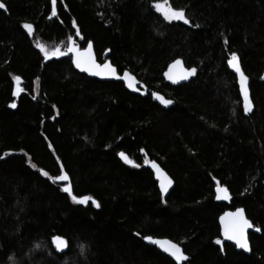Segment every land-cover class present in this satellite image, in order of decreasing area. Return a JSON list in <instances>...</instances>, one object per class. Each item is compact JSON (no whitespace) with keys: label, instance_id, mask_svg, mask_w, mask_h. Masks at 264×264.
Masks as SVG:
<instances>
[{"label":"trees","instance_id":"obj_1","mask_svg":"<svg viewBox=\"0 0 264 264\" xmlns=\"http://www.w3.org/2000/svg\"><path fill=\"white\" fill-rule=\"evenodd\" d=\"M154 2L162 0H57L51 17L50 0H0V264H175L145 236L178 243L182 264H264V0H166L188 24L165 21ZM69 36L92 42L98 61L108 49L142 93L87 76L67 54L44 60L36 47L66 51ZM232 52L249 81L247 114ZM176 58L196 71L170 85L163 72ZM152 92L173 103L159 106ZM146 160L174 181L163 198ZM61 168L73 194L99 207L73 203L64 182L40 174ZM216 180L230 204L215 201ZM236 207L261 228L248 234L249 254L214 242L219 215Z\"/></svg>","mask_w":264,"mask_h":264},{"label":"snow or ice","instance_id":"obj_2","mask_svg":"<svg viewBox=\"0 0 264 264\" xmlns=\"http://www.w3.org/2000/svg\"><path fill=\"white\" fill-rule=\"evenodd\" d=\"M59 2L62 4L63 0H59ZM51 3L53 5L52 11H51V17H55L57 15V9L56 4L57 0H51ZM6 5L4 3H0V9H5ZM153 7L157 12L162 13L163 18L165 21H182L184 24H188L189 20L186 18L185 12L183 9H174L173 7L167 5L166 0H162V2H154ZM50 17V18H51ZM22 27L28 31L29 35L32 34L33 26L30 23H24ZM73 27H76L75 22H73ZM77 35H79V32H77ZM68 48L67 52L72 54V63L73 65L84 72H89L92 75H101V74H107L114 77H117L118 79L124 80L127 83V86L132 88L133 84L131 83L132 77L130 74L125 71L122 76H117L116 69H114L110 64L105 62L104 64H97L96 61L93 59L92 56V42H89L88 47L83 49L81 51L79 48H76L73 46L72 37H68ZM36 47L39 49V51L43 54L44 60H48L50 56H62L66 55V53L60 52L58 49L55 51H52L51 53L47 51L44 46L37 44ZM106 52L109 51L108 49L105 50ZM175 64H180V60H176L174 62ZM227 65L229 68L233 69L235 73L238 76V83L240 87V93L241 97L244 102V112L247 114L252 109V103L249 99L248 94V84H247V77L244 75V73L241 71L240 64L238 62L237 54L235 52H232L230 54V57L227 60ZM171 67V65L169 66ZM195 68L187 69L186 73L183 74L180 79L186 80L189 76L193 75L195 73ZM164 76L172 81V83H176V79L171 77L168 72L164 73ZM264 79V76L261 77ZM12 79L15 82L20 81V76H13ZM22 91V89H21ZM12 95L15 97L18 95V91L16 89H13ZM152 96L154 99L158 100L160 104L167 106L172 104L173 102L171 100L163 98L161 95H159L156 92L152 93ZM35 99V97H33ZM9 107L15 108L16 104L15 102L9 104ZM51 148V145H49ZM143 151V149H141ZM120 158L124 161L125 164L132 165L133 167H136L137 165L133 164V161L128 159V157L125 155L124 152L118 153ZM33 168H35V165H32ZM152 169L156 171L157 179H159L160 169L157 166L155 162L151 163ZM42 176L47 177L49 180H51L53 183H56L57 181H68L69 176L65 173L63 168H61L60 174L52 177L49 176V174L46 171L41 170L40 173ZM171 184V181H168L167 184L164 182L160 183V192L161 196L163 198V194L167 191V185ZM62 192L67 193L68 196L71 198V201L75 204H86L87 202L91 201V204L94 207H99V204L96 202V200L92 199L90 196H84V197H78L73 194L71 187L68 184H64V186L60 189ZM216 200H223L228 198V190L223 187H217L216 188ZM225 218H228V223L225 224ZM221 224L223 225L222 229V235L223 237L228 241H233L236 248L243 249V251L248 252L250 250L249 248V240L246 237V230L253 228V224L250 223V221L245 217L244 212L242 209L237 208L234 212H227L224 214V216L220 217ZM256 232H260L261 228L256 227ZM54 244L56 245L57 251H62L63 247H66V241L60 237V236H53L52 237ZM144 239L146 241H149L152 244L161 245V242L159 240L152 239L151 237L145 236ZM216 244H220L221 241L219 239L214 241ZM164 244H167V246H163L162 250L167 253L169 256L173 257L179 264V262L187 260L188 257H186L182 251L181 248L175 244L170 243L168 241H165ZM86 245L81 244V254H83L85 250ZM223 251V249H221Z\"/></svg>","mask_w":264,"mask_h":264},{"label":"water","instance_id":"obj_3","mask_svg":"<svg viewBox=\"0 0 264 264\" xmlns=\"http://www.w3.org/2000/svg\"><path fill=\"white\" fill-rule=\"evenodd\" d=\"M50 3H51V0H50ZM51 8H53V5H52V3H51ZM88 44H89V42L83 47V48H79L81 51H83V49H85V48H87L88 47ZM74 47H76V48H78L76 45H73ZM68 48V47H67ZM67 48H66V53H67V55H69L70 56V58H71V61H72V54L71 53H68L67 52ZM108 55V51L107 52H105V56H107ZM92 56H93V59L96 61V63L97 64H104L105 62H107L108 64H110L114 69H116V67L114 66V65H112L111 63H110V61L108 60V59H105L103 62H98L97 60H96V56H95V53H94V50H93V46H92ZM176 60H180L181 61V63L180 64H175L174 62L176 61ZM238 62H239V60H238ZM73 64V63H72ZM240 64V63H239ZM171 65V67H169ZM74 66V65H73ZM228 66V65H227ZM75 67V66H74ZM241 67V66H240ZM229 68V67H228ZM75 69L76 70H78V71H80V72H82V73H84V74H86L87 76H90V77H93V78H98V79H100V80H114V81H120V82H122L123 83V85H124V87H125V89L128 91V92H130V93H132V94H137V95H139V94H141L142 93V90H143V85H142V83H140V81L133 75V74H131L129 71H127V70H125V71H127L129 74H130V76L132 77V80H131V83L133 84V87L132 88H130V87H128L127 86V83L128 82H126V81H124V80H121V79H118L117 77H114V76H111V75H107V74H101V75H92L91 73H89V72H84V71H81L80 69H78V68H76L75 67ZM187 67L184 65V63H183V61L181 60V59H178V58H176V59H174L173 61H171L168 65H167V67H166V69L164 70V72H163V79H164V82L165 83H167V84H170V85H178V84H182V83H185V82H187L189 79H190V77L191 76H189L188 77V79H186V80H182V79H180V77L183 75V74H185L186 73V71H187ZM229 70H230V72H232L234 75H235V77H236V80H237V86H238V92H239V96H240V99H241V104H242V108H243V112H244V102H243V99H242V97H241V93H240V87H239V83H238V76H237V74L235 73V71L233 70V69H231V68H229ZM125 71H123V72H121V73H118V71H117V69H116V72H117V76H122L123 75V73L125 72ZM241 71H242V69H241ZM165 72H168L169 73V75L171 76V77H173L174 79H176V83H172V81L170 80V79H168V78H166L165 76H164V73ZM243 72V71H242ZM244 73V72H243ZM245 75V74H244ZM246 76V75H245ZM262 76H264V71H263V73L261 74V76L259 77V80H264V79H262L261 77ZM247 77V76H246ZM249 83V81H248V78H247V84ZM16 90L18 91V94L21 92L20 91V87H16ZM153 93V92H152ZM152 93H151V98H152V101H154L155 103H157L159 106H161V107H168L169 105H167V106H164V105H162V104H160V102L158 101V100H156V99H154L153 98V96H152ZM156 93H158L159 95H161L163 98H165V99H167L164 95H162L161 93H159V92H156ZM248 94H249V99H250V101H251V96H250V92H249V86H248ZM169 100V99H168ZM251 103H252V101H251ZM252 109H253V104H252ZM251 109V110H252ZM250 112V111H249ZM248 112V113H249ZM245 113V112H244ZM120 152H122V151H119L118 153H120ZM118 153H117V156H118V158L124 163V161L120 158V156L118 155ZM126 155V154H125ZM127 156V155H126ZM128 157V156H127ZM129 159V158H128ZM152 162H155L156 164H157V166L159 167V169H160V175H159V179H157V173H156V171L154 170V169H152V167H151V163ZM127 165H129V164H127ZM143 167H146V168H149L150 169V171L152 172V175H153V180L156 182V185H157V188H158V191L160 192V183L161 182H164V183H166L167 184V182L168 181H171V184H168L167 185V191L163 194V196H166L167 194H168V192L170 191V189L173 187V185H174V181L172 180V178L168 175V173L158 164V162H156L155 160H146V161H144L143 162ZM57 182H64V184H68L70 187H71V185H70V183H69V180L68 181H57ZM64 186V185H63ZM223 187V188H226L227 189V187L225 186V185H223V184H220V182L219 181H217L216 180V182H215V187H214V199H215V196H216V188L217 187ZM228 190V189H227ZM228 193H229V195H228V198L227 199H223V200H216L215 199V201L216 202H218V203H225V204H230V201H231V198H232V196H231V194H230V192L228 191ZM160 194H161V192H160ZM80 197H84V196H80ZM93 199V198H92ZM95 200V199H94ZM89 202H91V201H89ZM237 208H240V209H242L243 210V212H244V209L242 208V207H236V208H234V209H226V210H224L220 215H219V217H218V225H219V232H220V237L218 238L220 241H221V243L218 245L220 248H222V245H223V243H231V244H233L234 246H235V244H234V242L233 241H228V240H226L224 237H223V235H222V229H223V225L221 224V220H220V217H222V216H224V214L225 213H227V212H234ZM244 215H245V217H246V214H245V212H244ZM247 218V217H246ZM248 219V218H247ZM249 220V219H248ZM250 221V220H249ZM228 223V218H225V224H227ZM250 223H252L251 221H250ZM255 228L256 227H254L253 226V228H251V229H247L246 230V237L248 238V234L249 233H259V232H256L255 231ZM55 236H58V235H55ZM61 237V236H60ZM148 237H151V236H148ZM152 239H155V240H159L160 242H161V245H163V246H167V244H164V242L165 241H168V242H170V243H175V244H177L180 248H181V251H182V253L187 257V255L184 253V251H183V249H182V247L178 244V243H176V242H174V241H172V240H170L169 238H166V237H151ZM64 239V238H63ZM52 240V243H53V245H54V247L56 248V245L54 244V242H53V239H51ZM65 240V239H64ZM217 240V239H216ZM143 241L146 243V244H148V245H150V246H154L157 250H159L161 253H163L164 255H166L167 257H169L175 264H178V262L173 258V257H171V256H169L167 253H165L163 250H162V247H161V245H157V244H152V243H150L149 241H146L145 239H143ZM64 248L65 247H63V249L62 250H64ZM235 248H236V246H235ZM249 248H250V244H249ZM236 250H240V251H243V249H238V248H236ZM244 253H246V254H249L250 253V250L248 251V252H245V251H243ZM185 261V260H184ZM184 261H181V262H179V264H182Z\"/></svg>","mask_w":264,"mask_h":264},{"label":"rangeland","instance_id":"obj_4","mask_svg":"<svg viewBox=\"0 0 264 264\" xmlns=\"http://www.w3.org/2000/svg\"><path fill=\"white\" fill-rule=\"evenodd\" d=\"M58 49V48H57ZM57 49H55V50H57ZM55 50H52V51H55ZM60 52H63V53H66V51H62L61 49H58ZM52 51H49L50 53L52 52ZM67 54V53H66ZM51 57H57V56H50V58ZM34 89H35V92L37 91V85H35V87H34Z\"/></svg>","mask_w":264,"mask_h":264},{"label":"flooded vegetation","instance_id":"obj_5","mask_svg":"<svg viewBox=\"0 0 264 264\" xmlns=\"http://www.w3.org/2000/svg\"><path fill=\"white\" fill-rule=\"evenodd\" d=\"M72 42H73V45H76L78 48H83V47H79V45L75 44V41H72ZM104 57H105V59H106V56H104ZM105 59H104V60H105ZM96 60L98 61L97 57H96ZM104 60H102V61H98V62L101 63V62H103Z\"/></svg>","mask_w":264,"mask_h":264}]
</instances>
